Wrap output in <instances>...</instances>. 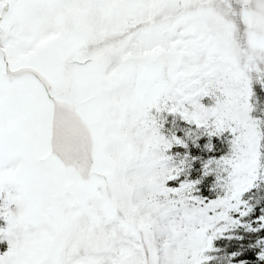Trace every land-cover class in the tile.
Instances as JSON below:
<instances>
[{
  "label": "snow or ice",
  "instance_id": "1",
  "mask_svg": "<svg viewBox=\"0 0 264 264\" xmlns=\"http://www.w3.org/2000/svg\"><path fill=\"white\" fill-rule=\"evenodd\" d=\"M0 264H264V0H0Z\"/></svg>",
  "mask_w": 264,
  "mask_h": 264
}]
</instances>
